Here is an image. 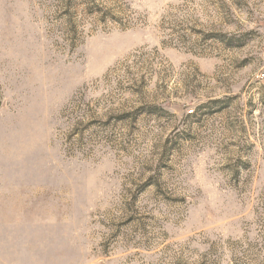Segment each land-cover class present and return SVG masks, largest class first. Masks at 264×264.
Listing matches in <instances>:
<instances>
[{
    "label": "rangeland",
    "instance_id": "1",
    "mask_svg": "<svg viewBox=\"0 0 264 264\" xmlns=\"http://www.w3.org/2000/svg\"><path fill=\"white\" fill-rule=\"evenodd\" d=\"M0 264H264V0H0Z\"/></svg>",
    "mask_w": 264,
    "mask_h": 264
}]
</instances>
